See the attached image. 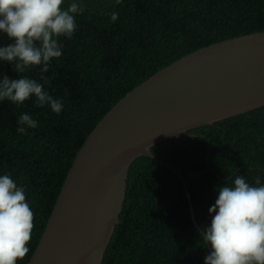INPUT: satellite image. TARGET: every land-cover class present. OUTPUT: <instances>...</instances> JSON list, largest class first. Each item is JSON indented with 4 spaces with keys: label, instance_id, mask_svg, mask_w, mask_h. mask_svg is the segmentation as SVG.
Listing matches in <instances>:
<instances>
[{
    "label": "trees",
    "instance_id": "trees-1",
    "mask_svg": "<svg viewBox=\"0 0 264 264\" xmlns=\"http://www.w3.org/2000/svg\"><path fill=\"white\" fill-rule=\"evenodd\" d=\"M82 6L77 30L70 39L60 37L63 54L48 72L35 66L20 74L39 82L47 77L46 90L64 103L61 114L36 106L35 97L22 105L0 102V174L25 188L34 213L30 251L17 264L28 263L77 151L117 101L184 55L264 31V0H82ZM112 12L118 13L115 22ZM9 43L0 34V46ZM6 73L18 75L0 61V76ZM22 113L38 122L23 135L17 132ZM189 132L194 136L150 149L183 181L149 156L131 163L101 264H203L209 250L194 221L202 231L210 222L217 187L237 175L264 183V106Z\"/></svg>",
    "mask_w": 264,
    "mask_h": 264
},
{
    "label": "water",
    "instance_id": "water-1",
    "mask_svg": "<svg viewBox=\"0 0 264 264\" xmlns=\"http://www.w3.org/2000/svg\"><path fill=\"white\" fill-rule=\"evenodd\" d=\"M261 106L264 31L212 43L148 77L85 138L27 264H101L137 156H149L181 178L151 153L153 145L192 137L189 129ZM207 248L210 252L209 244Z\"/></svg>",
    "mask_w": 264,
    "mask_h": 264
},
{
    "label": "clouds",
    "instance_id": "clouds-1",
    "mask_svg": "<svg viewBox=\"0 0 264 264\" xmlns=\"http://www.w3.org/2000/svg\"><path fill=\"white\" fill-rule=\"evenodd\" d=\"M65 3L0 0V34L11 41L0 46V61L18 74L16 78L7 73L0 76V102L22 105L35 97L36 106L47 105L56 115L63 111V101L46 90L47 77L41 75L43 82H39L20 74L35 66L46 73L51 62L62 56L60 37L73 36L75 17L84 11L82 0H71L66 8ZM110 19L115 22L118 13L112 12ZM17 124L22 135L38 127L28 113L20 114ZM216 191L215 202L208 208L210 222L200 234L211 246L203 264H264V183L257 178L254 185L249 184L244 176L237 175L231 184L220 185ZM33 220L25 188L9 173L0 174V264H17L29 253Z\"/></svg>",
    "mask_w": 264,
    "mask_h": 264
},
{
    "label": "bare ground",
    "instance_id": "bare-ground-1",
    "mask_svg": "<svg viewBox=\"0 0 264 264\" xmlns=\"http://www.w3.org/2000/svg\"><path fill=\"white\" fill-rule=\"evenodd\" d=\"M211 125V124H210ZM128 175V174H127ZM128 177V176H127ZM127 180V179H126ZM185 186V185H184ZM187 190V189H186ZM188 192V191H187ZM186 193V192H185ZM190 200V199H189Z\"/></svg>",
    "mask_w": 264,
    "mask_h": 264
}]
</instances>
